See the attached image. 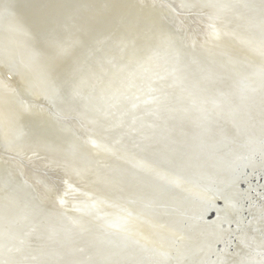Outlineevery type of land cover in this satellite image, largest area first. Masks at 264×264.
I'll return each mask as SVG.
<instances>
[{"label": "bare ground", "instance_id": "bare-ground-1", "mask_svg": "<svg viewBox=\"0 0 264 264\" xmlns=\"http://www.w3.org/2000/svg\"><path fill=\"white\" fill-rule=\"evenodd\" d=\"M262 5L264 0H0V235L14 240L18 227L30 222L26 212L37 208L45 220L24 236L30 242L28 253L46 257L54 240L47 230L65 226L64 216L89 215L108 224L137 216L138 210L132 215L131 208L121 210L103 196L106 185L120 186V174L136 155L119 151L120 128L112 122L125 120L119 108L127 96L135 97L131 84L142 82L146 71L149 79H158L164 69L170 76L175 72L172 68L188 69L190 62L198 65L187 72L191 76L217 70L229 74L224 89L244 79L252 84L263 79ZM193 7L197 11L189 14ZM205 11L208 17L201 15ZM217 77L212 82L223 80ZM141 95L146 97L145 92ZM102 110L111 111L103 115ZM135 111L129 109L132 115ZM108 125L113 127L110 138L98 131ZM84 132L89 133L87 138ZM68 152L72 157L66 171L47 165ZM75 152L84 154L81 161ZM85 154L93 162L85 163ZM69 174L77 182L70 184ZM257 178L248 191L249 203L242 200L238 210L215 200L217 212L191 211L200 215L203 238L222 228L199 258L200 264L209 259L213 264H253L264 259V188ZM94 181L95 187L90 185ZM189 207L175 215L186 218ZM225 219L227 223L222 222ZM132 229L130 236H138L148 246L157 245L160 234L176 239L178 233L173 225L151 219L131 223L116 235ZM22 255L9 251L6 257ZM40 261L19 259L20 264Z\"/></svg>", "mask_w": 264, "mask_h": 264}, {"label": "water", "instance_id": "water-1", "mask_svg": "<svg viewBox=\"0 0 264 264\" xmlns=\"http://www.w3.org/2000/svg\"><path fill=\"white\" fill-rule=\"evenodd\" d=\"M195 11L193 7L188 13ZM201 15L209 16L207 11ZM260 40H264V34ZM165 63L172 65L168 60ZM173 65L176 66V62ZM196 66L195 62L187 64L188 69L183 65L176 66L171 69L175 72L170 76L164 69L158 79H149V71H146L142 82L131 84L135 97L127 96L124 107L119 108V115L124 114L125 120L122 121V117L112 120L113 126L120 128L118 131L115 129L121 143L119 151L130 153V157L134 152L136 155L120 174V186L106 185L108 191L103 196L112 199L105 201L121 210L131 208L133 213L130 214L134 215V210L139 214L116 219L113 224L89 215L71 219L64 216L65 226L58 228L54 225L56 228L53 226L47 230L51 233L48 236L54 240L50 241V249L44 257L28 253L30 242L25 237L35 230L34 227L37 228L36 224L45 220V215L35 207L34 212H26L30 222L18 227L14 240L1 233L0 264H20L19 259L34 257L41 260L39 264H200L199 258L220 236L222 228H216L215 234L211 232L207 234L209 240L205 239L202 237L200 215L193 214L208 210L217 212L215 200L238 210L242 200L248 202V191L256 184L257 177L262 181L261 188H264V78L256 79L254 84L244 79L240 84L224 89L229 74L220 70L203 76L187 74ZM217 75L223 80L212 82L214 77L218 78ZM192 80L194 84L189 86ZM142 92L146 97L140 98ZM149 104L151 107L145 109ZM130 108L136 109L133 115L129 113ZM109 111L102 110V114L107 115ZM159 125H164V128ZM195 127L200 128L198 132ZM110 128L113 127H99L98 131L110 138ZM192 130L196 132L192 133ZM84 135L87 138L89 133L84 132ZM69 153L49 160L47 165L66 171L72 157ZM78 155L77 159L81 161L84 154ZM84 157L88 159L85 163L93 162L90 156L85 154ZM74 182H77L74 174H69V183ZM97 183L94 181L90 185L95 187ZM86 188L89 189L88 186ZM224 198L228 201L224 202ZM232 202H236L235 205ZM187 206L190 207L184 211L188 213L186 218L175 215ZM151 219L153 223H168L176 227V239L160 234L157 245L148 246L138 236H130L133 229L120 237L116 235L131 223H149ZM222 222L227 223V220ZM164 240L167 241L166 247L161 245ZM9 251L23 255L9 259L6 257ZM210 260L205 263L213 264ZM27 262L24 263L32 264ZM253 264H264V259Z\"/></svg>", "mask_w": 264, "mask_h": 264}, {"label": "rangeland", "instance_id": "rangeland-1", "mask_svg": "<svg viewBox=\"0 0 264 264\" xmlns=\"http://www.w3.org/2000/svg\"><path fill=\"white\" fill-rule=\"evenodd\" d=\"M50 176H51L50 178L55 179V180L57 178V176L54 173H50Z\"/></svg>", "mask_w": 264, "mask_h": 264}]
</instances>
